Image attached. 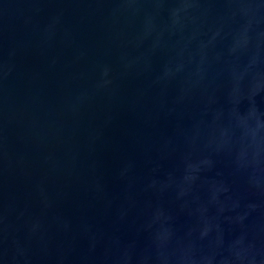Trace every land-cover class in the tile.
Segmentation results:
<instances>
[{
  "label": "water",
  "instance_id": "water-1",
  "mask_svg": "<svg viewBox=\"0 0 264 264\" xmlns=\"http://www.w3.org/2000/svg\"><path fill=\"white\" fill-rule=\"evenodd\" d=\"M0 264H264V0H0Z\"/></svg>",
  "mask_w": 264,
  "mask_h": 264
}]
</instances>
